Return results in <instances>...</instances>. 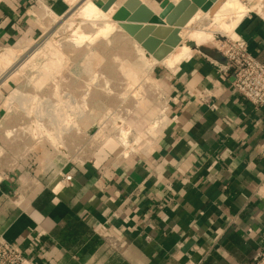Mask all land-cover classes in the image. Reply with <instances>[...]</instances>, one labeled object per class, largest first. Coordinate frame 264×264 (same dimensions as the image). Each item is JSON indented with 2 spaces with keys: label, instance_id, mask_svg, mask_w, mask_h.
I'll list each match as a JSON object with an SVG mask.
<instances>
[{
  "label": "crops",
  "instance_id": "0c3cea01",
  "mask_svg": "<svg viewBox=\"0 0 264 264\" xmlns=\"http://www.w3.org/2000/svg\"><path fill=\"white\" fill-rule=\"evenodd\" d=\"M68 1L0 0V49L29 45ZM235 34L264 64L263 17L248 13ZM223 64L210 45L155 64L164 116L123 155L18 152L0 116V234L23 264H242L264 248V105L240 97Z\"/></svg>",
  "mask_w": 264,
  "mask_h": 264
},
{
  "label": "rangeland",
  "instance_id": "374dc122",
  "mask_svg": "<svg viewBox=\"0 0 264 264\" xmlns=\"http://www.w3.org/2000/svg\"><path fill=\"white\" fill-rule=\"evenodd\" d=\"M92 1L100 5V0ZM106 2L111 4L110 0ZM145 3L151 7L155 4L149 0ZM73 8L59 15L52 14V18L46 17L29 45L15 48L20 52L16 60L18 68L9 72L8 79L0 85V116L5 119L2 129L12 131L14 136L2 133V143L12 145L18 152L43 146L71 161L92 159L103 147L117 148L116 154H126L129 147L134 148V143L143 139L150 124L158 127L164 116L156 92L160 86L149 74L151 56L140 54L137 45L142 39L138 38L137 42L129 35H134L141 22L115 20L111 31L97 32L88 23L89 19L77 18ZM153 9L159 16L164 15L161 8ZM250 12L264 19V0ZM230 18L231 14L223 17L221 27L217 26L211 34L215 38L203 32L212 30L214 21L209 17L196 19L197 23L191 25L196 31L185 45H194L201 36L200 46L216 49L217 37L236 36L235 28L233 33L227 29ZM72 20L86 36L81 43L74 42L69 34L64 35L72 33L69 30ZM162 21L158 26L167 27V22ZM184 30H180L181 39L185 37ZM46 41L56 46L53 52L43 44ZM67 94L76 102L65 97ZM153 107L155 113L148 126L134 129L133 125L141 123L143 115ZM122 120L128 126V134L119 131ZM40 130L52 131L53 135L49 133L48 138L46 131ZM126 146L129 147L125 150Z\"/></svg>",
  "mask_w": 264,
  "mask_h": 264
},
{
  "label": "bare ground",
  "instance_id": "6f19581e",
  "mask_svg": "<svg viewBox=\"0 0 264 264\" xmlns=\"http://www.w3.org/2000/svg\"><path fill=\"white\" fill-rule=\"evenodd\" d=\"M70 1H68V2H70ZM180 1L181 0H178L176 3L172 2L173 6H170L167 1H161V2H157V3L155 2L153 7L161 8L163 10V13L162 12L161 13L164 14L162 16H159V14L155 13L156 16H159L161 19H163L167 22L166 18H167L170 11H176V13L180 12V9H179L181 7ZM187 1L189 2L190 0H187ZM248 1L249 2L253 1V3H251L250 5H246V3L243 2V0H219L218 2H216L217 5L213 4V5H216V7L213 10L209 9L208 11H203L200 8H197L194 15L188 19V21L184 24V26L179 27L178 32L176 34L172 35V39H171L170 43H166L165 40L169 37V35L171 33L170 31L173 29L172 26L168 25L167 27H160V26H158V24H159L158 22H151V23L141 22V23H138V27L135 28L136 31H140L142 29V30L146 31L147 34L140 41L139 45H137V50L143 56H145V54H149V56H151V60H149L150 63L148 64L149 70L157 63H166L168 66H173V65L179 63V61H181L182 59L187 58L190 55V53L192 52V50L198 48L200 46V44L202 43L203 37L201 39V36H199V39L195 42V44L193 46H188V45L186 46L185 45L186 42L191 40L192 33L194 31H196L194 29H191L192 28L191 25L195 24L196 19H199L201 17H209V19H212L214 21V23L212 25V30H210V29L208 31H205L206 29L203 30V32H207L211 35V34H214L216 32L217 28H219L217 26H220V24H221L220 22L222 21L223 17L228 15V14H231V18H230V21L228 22L229 25L227 26V29L229 30V32L233 33V29L242 20V18L246 15V13L252 11L254 8H257L258 3L261 2L262 0H248ZM70 3L72 4V6H74L73 10H76V12L74 14L77 16L83 17L86 20L89 19L90 21L87 20V21H89L88 23L92 24V26H95V28L97 29L96 30L97 32H99V31H101V32L111 31L112 30L113 24H114L113 22H115V20H113L111 18V15L115 11L116 8L114 9V7L116 5L111 4V6L108 8V11H102L100 9V7L96 3H94L92 0H75V1L72 0V2H70ZM140 3L145 4L149 9H151L153 12H155L153 7H151L145 3V0H133V1H131L130 9L136 8V6L138 7V5ZM118 4H120V3H118ZM68 20H69V18H68ZM73 23H75V20L70 21V29L72 32V34L70 36H73L72 39L74 42L81 43L82 41H84L86 36L84 35V33L82 32L80 27L77 26V28H73V26H72ZM64 24H65V22H64ZM119 25H121V24H119ZM214 28H215V30H214ZM119 29H121V28H119ZM181 29L182 30L185 29L184 30L185 37L183 39H181V37H180V35L182 34L180 31ZM202 36H203V34H202ZM211 37H213V35H211ZM213 38H215V37H213ZM176 39H179L180 43L177 46H174L173 42ZM137 42H139V41H137ZM43 44H45V46H47L48 51L53 52L56 48L55 45H52V43L48 44L47 41L44 42ZM43 44H41V45L43 46ZM19 54H20V52L18 50H16L15 48L5 47V48L0 49V85L3 83V81L8 79V77L10 76L9 72L17 70V68H18L17 66L19 64V61H16V60L20 56ZM15 61H16V63H15ZM127 127L128 126L126 125V123H124L122 120V123H120L119 131L123 134H128L129 131H127L128 130ZM153 128H154V125H153ZM40 131L41 132L46 131L47 136L49 133L52 134V131H49V130H40ZM122 137L123 136H121V138ZM48 138H49V136H48ZM53 138H54V136H53ZM121 141H123V140H121ZM128 147L129 146H126L125 150ZM130 149H131V147H129V150ZM129 150H127V151H129Z\"/></svg>",
  "mask_w": 264,
  "mask_h": 264
},
{
  "label": "built area",
  "instance_id": "2783aa9c",
  "mask_svg": "<svg viewBox=\"0 0 264 264\" xmlns=\"http://www.w3.org/2000/svg\"><path fill=\"white\" fill-rule=\"evenodd\" d=\"M216 49L224 58L222 69L233 74L232 86L235 92L254 107L263 106L264 64L249 53L246 43L238 36L217 37ZM66 96L70 97L69 94ZM62 180L69 183L72 180L71 174H62ZM25 260V254L0 234V264H23ZM242 264H264V248L258 249L253 257Z\"/></svg>",
  "mask_w": 264,
  "mask_h": 264
},
{
  "label": "water",
  "instance_id": "95a60500",
  "mask_svg": "<svg viewBox=\"0 0 264 264\" xmlns=\"http://www.w3.org/2000/svg\"><path fill=\"white\" fill-rule=\"evenodd\" d=\"M107 0H101L102 4L99 5L100 9L102 11H107L108 8L111 6V4H115L116 0H110L111 4L106 2ZM131 1L133 0H124L119 5H116L114 7L115 11L112 13L111 18L116 21H137V22H144V23H151V22H158L159 24H163L162 19L159 16H156L155 12H153L151 9H149L145 4L140 3L138 7L131 8ZM161 1H167L170 6H173L172 1L168 0H161ZM160 1V2H161ZM219 0H190L189 2L187 0H181L180 5L181 7L180 12L176 11H170L167 16V24L169 26H172V30L170 31L169 37L165 40L166 43H170L172 39V35L176 34L178 32V28L184 26V24L188 21L189 18H191L194 13L196 12L197 8H200L203 11L213 10ZM216 4V5H213ZM178 9V10H179ZM78 18H81L78 16ZM73 28H77V22L72 24ZM68 30V29H67ZM69 30L71 31L70 27ZM69 36L72 33H65L64 35ZM147 32L144 30L136 31L134 35L129 33L136 41H139V39H143L146 36ZM71 39L73 36H70ZM137 37V38H135ZM139 38V39H138ZM180 43L179 39H176L173 42L174 46H177ZM189 46H193L192 43H188ZM201 46H199L197 49H200Z\"/></svg>",
  "mask_w": 264,
  "mask_h": 264
}]
</instances>
